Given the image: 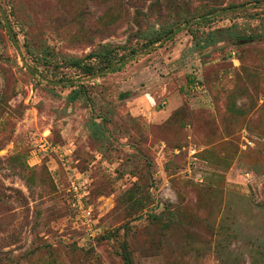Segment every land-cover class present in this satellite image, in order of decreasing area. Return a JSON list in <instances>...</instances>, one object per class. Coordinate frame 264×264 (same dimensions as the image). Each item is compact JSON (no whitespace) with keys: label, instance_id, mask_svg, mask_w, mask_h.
<instances>
[{"label":"rangeland","instance_id":"1","mask_svg":"<svg viewBox=\"0 0 264 264\" xmlns=\"http://www.w3.org/2000/svg\"><path fill=\"white\" fill-rule=\"evenodd\" d=\"M155 1L0 0V264H264V0Z\"/></svg>","mask_w":264,"mask_h":264},{"label":"trees","instance_id":"2","mask_svg":"<svg viewBox=\"0 0 264 264\" xmlns=\"http://www.w3.org/2000/svg\"><path fill=\"white\" fill-rule=\"evenodd\" d=\"M152 4H154V2L150 3L147 6V8L153 7ZM230 8H232V7L221 8L220 11H226L227 9H230ZM210 13H212V12H208L207 14H210ZM207 16L208 15L202 16V19H206ZM137 24H139V23L137 22ZM172 30H173L172 27H168L166 29L160 28L158 30H153L152 32H148V31L144 30L142 32H139L137 35H138V38L143 40V42H144L143 45L145 47H148V46H151V45L157 43L158 41H160L164 36L170 35ZM105 31H106V28H98L97 27V28L89 29L85 33H82V37L84 39L90 38L89 41H92V43H95L96 40H93V39L97 35L99 38H101L100 40H98L96 42L97 46H99V48H105L106 46H108V44H102L103 39H105L108 36L107 32H105ZM217 41H218V38H216L214 36V33L209 32V34L206 37V41L202 47H206V46L213 44ZM46 47L47 46H45V49H46ZM31 48H32L31 55L33 58H42L43 59L44 57H46L43 54V51H45V49H41L39 46L34 47L32 45H31ZM109 51H111V50H109ZM94 57H96L94 55V53H91L90 58H94ZM72 61H73V65H75L76 67H82L83 72L87 75H92V74L96 73L95 67H96V65H99L97 63L96 64L89 63L88 65L82 66V64H80V62L78 60H72ZM103 61H104V66H108L111 63V56L109 54H107V56H105ZM123 258H124L125 264H133L132 259L130 258V256L128 254L125 253Z\"/></svg>","mask_w":264,"mask_h":264},{"label":"built area","instance_id":"3","mask_svg":"<svg viewBox=\"0 0 264 264\" xmlns=\"http://www.w3.org/2000/svg\"><path fill=\"white\" fill-rule=\"evenodd\" d=\"M54 149V148H53ZM70 192L72 195L73 204L81 213L84 220L83 224L86 226V235L88 237H95L97 234L96 220L93 216L92 210L85 202L86 190L84 185L80 182L79 178L71 180Z\"/></svg>","mask_w":264,"mask_h":264},{"label":"water","instance_id":"4","mask_svg":"<svg viewBox=\"0 0 264 264\" xmlns=\"http://www.w3.org/2000/svg\"><path fill=\"white\" fill-rule=\"evenodd\" d=\"M5 24L7 26V31H8L9 36L12 38L13 42L16 44V38H15L12 30L9 28L8 20L6 18H5ZM114 67H115V65H112V66H110V69H112ZM105 71H107V70H102V71L96 72V73H94L88 77L83 78L82 81H89L91 79H94V78L102 75Z\"/></svg>","mask_w":264,"mask_h":264}]
</instances>
